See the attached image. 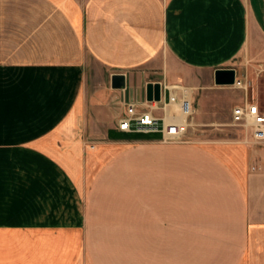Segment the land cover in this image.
<instances>
[{"label": "crops", "instance_id": "obj_1", "mask_svg": "<svg viewBox=\"0 0 264 264\" xmlns=\"http://www.w3.org/2000/svg\"><path fill=\"white\" fill-rule=\"evenodd\" d=\"M259 42L264 0H0V264H264V156L202 133ZM184 92L181 140L118 130L128 103L184 121Z\"/></svg>", "mask_w": 264, "mask_h": 264}, {"label": "rangeland", "instance_id": "obj_2", "mask_svg": "<svg viewBox=\"0 0 264 264\" xmlns=\"http://www.w3.org/2000/svg\"><path fill=\"white\" fill-rule=\"evenodd\" d=\"M256 46L260 49L258 51L255 49L253 56H248V59L245 56H239L235 59L239 71L233 86H210L213 90L211 92L208 90L204 97L205 107L207 108L206 112L216 119L207 123L206 130L208 131L202 132L205 137L203 142L227 161L230 160V143L243 140L244 143L240 142L241 145L245 146L249 155L254 156L253 167V161L250 160V170H261V158L256 157V155L262 154L264 156V146L253 143L246 145L245 141H250V130L243 123L238 125L233 121L232 111L236 108L235 105L250 102L254 103L259 112L264 115V50L261 49L264 44L259 42L255 48ZM187 90L188 93L193 92L188 87ZM191 118L188 119L187 124L192 122Z\"/></svg>", "mask_w": 264, "mask_h": 264}, {"label": "built area", "instance_id": "obj_3", "mask_svg": "<svg viewBox=\"0 0 264 264\" xmlns=\"http://www.w3.org/2000/svg\"><path fill=\"white\" fill-rule=\"evenodd\" d=\"M161 102V101H160ZM158 102V103H160ZM179 105V110L184 115V121L179 117H161L152 116L150 111L137 113L133 103L126 104V115L118 122V130L129 133H159L164 142L179 141L183 138L187 128V120L193 115L186 92L177 101L174 96H169L166 102L161 105L162 110L169 104ZM233 121L240 125L247 126L251 137L257 145L264 146V115L259 112L254 103L246 102L232 111ZM160 122V123H159ZM242 125V124H241Z\"/></svg>", "mask_w": 264, "mask_h": 264}, {"label": "water", "instance_id": "obj_4", "mask_svg": "<svg viewBox=\"0 0 264 264\" xmlns=\"http://www.w3.org/2000/svg\"><path fill=\"white\" fill-rule=\"evenodd\" d=\"M213 82L215 86H233L235 84V70L216 69L213 72ZM124 86V77L114 75L111 78V87L121 89ZM145 99L147 102L158 103L161 101V85L159 83H147L145 86Z\"/></svg>", "mask_w": 264, "mask_h": 264}]
</instances>
